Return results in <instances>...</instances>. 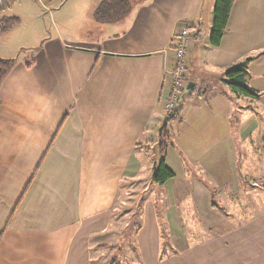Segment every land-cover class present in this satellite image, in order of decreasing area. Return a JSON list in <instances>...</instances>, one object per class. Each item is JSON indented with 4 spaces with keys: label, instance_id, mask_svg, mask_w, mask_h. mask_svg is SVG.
Listing matches in <instances>:
<instances>
[{
    "label": "crops",
    "instance_id": "obj_1",
    "mask_svg": "<svg viewBox=\"0 0 264 264\" xmlns=\"http://www.w3.org/2000/svg\"><path fill=\"white\" fill-rule=\"evenodd\" d=\"M129 1L130 13L96 22L95 35L40 47L13 41L21 19L0 10V59L15 61L0 88V264H264V133L241 131L245 112L264 103V0H236L218 48L215 0ZM11 19L18 25L4 31ZM184 25L203 33L165 156L175 177L160 188L161 157L145 151L161 139ZM248 59L258 99L224 83ZM133 185L139 221L123 249L116 209Z\"/></svg>",
    "mask_w": 264,
    "mask_h": 264
},
{
    "label": "rangeland",
    "instance_id": "obj_2",
    "mask_svg": "<svg viewBox=\"0 0 264 264\" xmlns=\"http://www.w3.org/2000/svg\"><path fill=\"white\" fill-rule=\"evenodd\" d=\"M99 4L100 0H53L47 4L48 9L46 10L42 8L41 4H39L36 0H22L11 3L7 6L8 8L9 6L12 8L11 15L21 19V24L14 29L12 40L15 42L19 40L22 46L23 43L26 42L27 44L32 45L37 44V46L40 47L44 44L46 39H58V37L67 38L68 36L86 37L88 35H95L97 33L98 23L95 21L94 11L97 9ZM25 48L26 50L21 52V57L31 59L35 50L27 49V47ZM261 106L262 107L252 105L250 106V110L245 112V118L241 128V131L244 134H250L253 131H256L255 133H264V103H262ZM173 126L172 121H170L165 131V140L167 143H169V140L174 137V134L171 133ZM234 133H236V131ZM226 144L232 154V149L236 147V141L229 139ZM145 153L147 157L153 158L154 154L159 156L160 151L157 147L152 149V146H149L147 148V152L145 151ZM232 155L236 158L235 154ZM235 168L233 165H229L228 175L230 176V179L233 175L234 180L231 181L233 184L236 181L234 176ZM159 187L161 188V186ZM159 187L154 188L158 189ZM160 188L158 190L159 194L163 196L166 194V191ZM166 188L168 190L170 189L169 186ZM141 189V187L135 185L130 186L125 194L123 192L122 200H118L116 211L118 216V227H120L119 237L121 238L123 249L124 246L129 247L128 244L134 237V233L137 230V224L139 221L138 215L140 213L142 197L141 194L143 193ZM189 190L190 192L186 194L188 197L187 199L192 198V188ZM107 257L113 256L108 255Z\"/></svg>",
    "mask_w": 264,
    "mask_h": 264
},
{
    "label": "trees",
    "instance_id": "obj_3",
    "mask_svg": "<svg viewBox=\"0 0 264 264\" xmlns=\"http://www.w3.org/2000/svg\"><path fill=\"white\" fill-rule=\"evenodd\" d=\"M236 0H215L214 5V20L212 30L210 33V44L214 48L220 47L224 35L228 29V23L230 20L231 12ZM131 11V5L129 0H103L95 11V21L100 24H111L124 19ZM19 23L18 19L7 20L3 23L2 29L4 31L12 29ZM191 31L192 28H189ZM195 33V41H198L203 31H197ZM251 59L246 62L236 65L230 68L224 74V83L229 90L237 97H247L250 99H258V94L249 88L247 84V77L249 75V63ZM15 66L14 60L0 59V88ZM181 108V107H180ZM179 108V109H180ZM179 109L172 115L167 116L168 124L170 121L175 120ZM163 126V125H162ZM168 126V125H167ZM163 127L161 132V139L157 144V149L160 151V159H157V168L154 173L153 171V183L156 185H165L169 180L175 177L173 171L166 165L165 156L169 147V143L165 140V131L167 129ZM162 128V127H161ZM4 232L0 234V241L3 237Z\"/></svg>",
    "mask_w": 264,
    "mask_h": 264
},
{
    "label": "built area",
    "instance_id": "obj_4",
    "mask_svg": "<svg viewBox=\"0 0 264 264\" xmlns=\"http://www.w3.org/2000/svg\"><path fill=\"white\" fill-rule=\"evenodd\" d=\"M22 0H0V10L11 3ZM42 8L48 9L47 4L53 0H36ZM195 41V33L187 25L182 26L175 38L173 49L175 52V66L171 71L170 93L164 101V111L167 115L174 114L185 98L186 74L189 62V49Z\"/></svg>",
    "mask_w": 264,
    "mask_h": 264
},
{
    "label": "water",
    "instance_id": "obj_5",
    "mask_svg": "<svg viewBox=\"0 0 264 264\" xmlns=\"http://www.w3.org/2000/svg\"><path fill=\"white\" fill-rule=\"evenodd\" d=\"M167 125H168V118H165V120H164V124H163L162 128L160 129V133L162 132L163 127H166ZM156 168H157V163H154V167H153V171H154V173H155V171H156ZM153 175H154V174H153Z\"/></svg>",
    "mask_w": 264,
    "mask_h": 264
}]
</instances>
